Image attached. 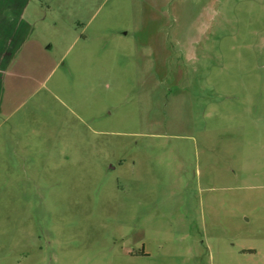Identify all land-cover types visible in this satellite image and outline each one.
Returning a JSON list of instances; mask_svg holds the SVG:
<instances>
[{"label":"rangeland","instance_id":"rangeland-1","mask_svg":"<svg viewBox=\"0 0 264 264\" xmlns=\"http://www.w3.org/2000/svg\"><path fill=\"white\" fill-rule=\"evenodd\" d=\"M0 81V264H264V0H31Z\"/></svg>","mask_w":264,"mask_h":264},{"label":"crops","instance_id":"crops-1","mask_svg":"<svg viewBox=\"0 0 264 264\" xmlns=\"http://www.w3.org/2000/svg\"><path fill=\"white\" fill-rule=\"evenodd\" d=\"M30 2L31 0H0V81L10 53L20 51L27 41Z\"/></svg>","mask_w":264,"mask_h":264}]
</instances>
